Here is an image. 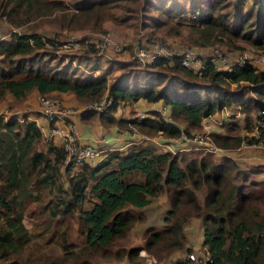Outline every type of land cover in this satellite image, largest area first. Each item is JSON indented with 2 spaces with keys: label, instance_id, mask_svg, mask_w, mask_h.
<instances>
[{
  "label": "trees",
  "instance_id": "1",
  "mask_svg": "<svg viewBox=\"0 0 264 264\" xmlns=\"http://www.w3.org/2000/svg\"><path fill=\"white\" fill-rule=\"evenodd\" d=\"M190 1L191 10L179 0H74L78 13L72 15L115 20V9L125 11L131 2L141 5L143 27L150 30L183 36L196 46L248 44L264 51V0ZM62 6L63 0H0V17L14 22L15 16L22 15L23 21L34 7ZM130 16L119 22L131 20ZM46 44L54 46L55 41L33 31L12 32L9 38L1 35L0 102L7 95L23 100L31 91L69 92L84 101L106 94L111 103L104 111L86 108L78 117L89 120L98 113L107 124L125 122L113 115L122 103L158 102L167 107L170 121L155 112L154 117L130 122L142 131H161L169 137L198 128L203 118L230 106L240 110L245 127L252 122L264 124V68L246 63L231 71L217 70L205 61L196 73L173 55L150 64L111 61L99 72L77 75L68 65L52 69L41 50ZM112 70L119 72L110 77ZM16 116H0V264H92L94 256H125L126 264H144L138 256L141 249L161 261L174 251L191 250L184 226L192 218L200 222V247L209 257L205 264H264V175H260L264 164L240 169L229 157L217 161L210 153L199 152L197 157L182 151L162 152L138 142L110 149L96 161L75 162L67 160L63 147L52 139L43 143L34 120ZM224 124L225 132L211 133L213 141L219 147L240 143V135L227 132L238 127L236 120L231 117ZM161 193L168 201L162 226H146L143 243L127 247L130 230L146 220L136 208ZM88 198L93 205L84 208ZM29 203L41 205L46 222L43 234L55 235L53 224L74 217L82 243L66 242L63 231L61 241L55 243L62 253L43 252L52 237L40 243V235L26 225ZM119 240L125 245H116ZM169 264L201 263L185 254Z\"/></svg>",
  "mask_w": 264,
  "mask_h": 264
},
{
  "label": "rangeland",
  "instance_id": "2",
  "mask_svg": "<svg viewBox=\"0 0 264 264\" xmlns=\"http://www.w3.org/2000/svg\"><path fill=\"white\" fill-rule=\"evenodd\" d=\"M74 0H63V6L60 8H50L46 9H36L31 12V14L27 15L26 20H20L19 16L14 18V22H10L5 20L3 17H0V33L2 37L9 38L10 33L12 32H37L43 38L49 37L55 41V45L46 44V48L41 49L45 55V60L48 65H51L52 69L57 67L60 68L63 65H68L73 69V72H76L77 75H86L88 73L94 72L96 70L101 71L106 67L107 62L111 61H123V62H131L134 61L136 63L141 64L135 59L134 56V45L137 41H141L142 39L147 38H159L165 41L170 47L174 48H182V47H193L195 49L200 50V58L204 60H209L212 58L213 50L215 48L221 49L227 58L231 61L240 57L241 55H247L249 61L253 62V66L258 69L264 68V63L256 61V57L260 52L259 49L248 45L242 44L243 47H229L227 45H209V46H196L190 43H186L183 40V36L176 35L174 33L170 34L163 30L153 31L149 28L143 27V19L141 18V5L140 4H131V2L126 3L129 5V8L123 10L114 11L115 16L118 18L115 20L105 19L101 21V19H94L91 16H81L75 17L72 13H78L76 8L73 5ZM181 6H183L186 10H191L193 7V3L190 0H179L178 2ZM132 19L126 22H119L122 17H131ZM104 33H108L115 43L122 45L125 49L121 52H115L111 49H104L101 51V35ZM99 45V47H98ZM259 50V51H257ZM86 58V59H85ZM97 62L95 64L94 62ZM98 69H95L97 68ZM115 67V65L113 66ZM97 72V73H98ZM119 70H112L110 77L114 76L118 73ZM235 85L231 84V87ZM45 95V94H44ZM106 94H103L99 99L104 97ZM49 98L59 100L65 107L78 109V112L75 111L71 117L66 118L65 120H73L78 128V122L84 125L85 127H96L100 125L102 128L107 129L108 134L115 135L118 132H129V135H135L134 137L137 140H132L133 142L151 144L154 145L157 150L161 151L164 149H168L165 144L171 145L172 153H176L178 151L187 152L189 156H201L210 153L214 160H221L224 157L231 158L234 162L237 163L238 167L247 168L255 164H264V124L251 123L250 127H245V120H243L242 114L240 110L234 108V106L225 107L224 114L222 119L221 110L215 112V116L218 121L211 122V127L213 131L225 132L226 125L224 123L229 120V118H233L236 120L238 125L237 128L228 130L227 132L230 135L242 137L240 143L235 146L230 147H220L221 149L216 152H211L204 150L203 148H199L195 142L188 141L184 142L182 145L180 141V135L176 137H169L164 134H158L155 132H147L142 131L137 128V126L130 122V119H136L137 121L146 117H154L156 110L151 108V110H147L143 103H130L125 102L120 104L113 112V115L118 119H124L125 122L122 123H112L107 124L103 122L99 118V114L95 113V115L89 119L85 120L81 117H78V113L82 112L86 109L89 104L93 103L92 101H84L82 99H78L72 93H54L50 95H46ZM40 97L39 93L35 91H31L28 96L23 100H15L11 96L7 95L5 99L0 102V116H3L5 119L11 117L13 115H20V118L26 117L27 119L32 120L33 118L42 117L45 125L48 120H46L40 112H35L33 109H39L40 105L38 99ZM92 111L101 112L95 109H91ZM39 111V110H38ZM227 111V115L225 112ZM254 114V113H253ZM81 115V114H80ZM139 115H143L142 118H139ZM253 120H255L253 116ZM221 122V123H220ZM178 127H184L183 123L177 122ZM223 124V125H222ZM51 123L48 122V128ZM252 126V127H251ZM110 128H115V130H111ZM110 129V130H109ZM79 130V129H78ZM118 131V132H117ZM212 131V132H213ZM202 126L198 128H188L187 131H184L186 135L191 133H201ZM79 134V133H78ZM210 140L213 141L212 134H210ZM54 139V138H53ZM257 141H254V140ZM46 136L43 134V143L47 141ZM131 141V140H130ZM131 142V143H133ZM214 142V141H213ZM129 143V144H131ZM215 143V142H214ZM159 144L161 148H159ZM216 144V143H215ZM116 149V147H115ZM165 151V150H164ZM163 152V151H162ZM201 152V154H199ZM199 155V156H198ZM260 175H264V172ZM165 200V201H164ZM93 205V200L88 198L84 203V208H89ZM168 208V201L165 193H161L158 196L152 197L151 201L143 206L136 208L137 211L143 212L146 215V223L153 225L156 228H159L163 224V216ZM26 216L25 223L29 226L30 230L34 233H38L40 235L38 240L40 243H45L48 237H52V243L50 245H46L43 252L45 253H53L60 255L61 249L56 242L61 241V233L65 231V239L66 242H72L74 244L82 243V238L79 234V228L76 219L67 218L61 221L57 226L54 224L50 227L55 230V235L51 232H44L45 223V214L41 208V205H36L34 203H29L26 208ZM196 218H192L189 220L185 226L184 230L187 229L189 223ZM34 222V226L30 225L31 222ZM197 226H191L190 224V233L192 234L191 241H193L189 245L191 248V252H196L198 249H202L200 247V243L198 240ZM58 230V231H57ZM144 230V229H143ZM143 230L140 229V225L137 224L132 230H130L128 234V242L126 246L141 244L143 243ZM193 231V232H192ZM123 243V240L116 241V245H120ZM195 246V247H193ZM145 253L154 258V262L156 264H169L171 262V258H175L176 254L183 255L187 252L174 251L168 258L164 259V261L158 260L154 254L149 253L145 249ZM51 255V254H50ZM140 256V255H138ZM141 257V256H140ZM171 257V258H170ZM143 260L144 258L141 257ZM92 264H119L123 262L126 264V258L123 256L120 259H116L113 256L110 257H98L94 256L91 259ZM145 264V260L143 261Z\"/></svg>",
  "mask_w": 264,
  "mask_h": 264
},
{
  "label": "built area",
  "instance_id": "3",
  "mask_svg": "<svg viewBox=\"0 0 264 264\" xmlns=\"http://www.w3.org/2000/svg\"><path fill=\"white\" fill-rule=\"evenodd\" d=\"M193 17H195V15H193ZM100 40L101 42L99 45H101V51L104 49H111L115 52H121L125 49L124 46L115 43L113 38L108 33L102 34ZM173 55L179 56L181 65L191 68L196 73H200L205 61H211L217 70L226 71H231L234 66L244 65L246 63L253 66V62L249 61L247 55L245 54L231 61L227 58V56L221 49L215 48L213 50L214 56L209 60H204L200 58L199 49H195L193 47H182L181 49H177L174 47H170L165 41L156 37H145V39L137 41V43L134 45L135 59L141 64H150L158 57H172ZM256 61L264 63V52H260L257 55ZM38 102L40 105V114L46 120H48L49 123H51L47 133L45 134L46 139L53 140V138H57L60 141V145L63 147L67 154V160H72L75 162L87 160L96 161L104 157L106 152L111 149L101 143H83L80 141L78 129L74 121L71 119L68 121L65 120L66 118L71 117V115L75 111H78V109L67 108L59 100L49 98L46 95L42 94H40ZM110 103L111 98L105 95L101 99L98 98L97 100H94V102L89 104L87 108L104 111ZM153 108L166 121L171 120L166 106L157 105ZM224 109L225 107L221 109L222 116L219 117L220 119H222L223 117ZM225 114L227 115V111L225 112ZM139 116V118L143 117V115ZM16 117L19 119L20 115H17ZM24 118H21L20 120ZM215 121H218L215 114L203 118L200 123L202 126L201 133H191L189 135H186L185 133L181 132L180 139L178 141H180L181 144H183L184 142L192 141L195 142L199 148H203L204 150L211 152L220 150L221 148L210 140V134L213 131L211 122L215 123ZM36 124L39 126L37 122ZM158 134H162V132L159 131ZM165 145L167 146L168 150H171L170 144ZM139 255L144 258L145 264H153L152 262L155 261L154 258L145 253L144 250H140ZM186 258L191 260H198V262L201 264H205L209 259V257L201 249H198L196 252H187Z\"/></svg>",
  "mask_w": 264,
  "mask_h": 264
},
{
  "label": "crops",
  "instance_id": "4",
  "mask_svg": "<svg viewBox=\"0 0 264 264\" xmlns=\"http://www.w3.org/2000/svg\"><path fill=\"white\" fill-rule=\"evenodd\" d=\"M136 103H143L144 106L147 108V110H151V108H153L154 106H157V105H161L160 103L158 102H155V103H148L146 101H143V100H139L137 101ZM153 106V107H152ZM163 106V105H161ZM35 112H39L38 110L39 109H33ZM168 110V109H167ZM32 120L36 121L38 124H39V127H40V130L42 132V135L46 134L47 131H48V121L46 122L47 125H45V122L43 120L42 117H40L39 119L38 118H33ZM78 133H79V139L81 142H86V143H101L105 146H107L108 148H117V149H124L126 148L129 143L133 142L132 140H137L136 138H138L137 136L134 137L135 135H129V132L125 131V132H118L116 133L115 135L113 134H108L107 133V129L105 128H102L100 125L96 126V127H85L84 125L80 124V122H78ZM111 130H115V128H110ZM109 129V130H110ZM134 138V139H133ZM131 140V141H130ZM134 140V141H135ZM53 141L56 143V144H60V141L56 138V139H53ZM159 148H161V144H159ZM179 145H182V144H179ZM163 148V147H162ZM166 151L168 149H164L161 150V151ZM165 201V200H164ZM147 218V217H146ZM190 224L191 226H197L198 229H197V233H198V240L200 243L201 242V227H200V222L198 219H194L192 220L190 223H189V226L187 227V229H185V236H186V242H187V245H191L193 244L190 239L192 237V234L190 233ZM140 225V229L143 230L146 226L150 225V224H147L146 221L142 224H139ZM193 232V231H192ZM194 245V244H193ZM195 247V246H193ZM176 257L175 258H178V257H183V255H179V254H176L175 255ZM171 258V257H170ZM175 258H171V259H175ZM119 264H123V262L119 263Z\"/></svg>",
  "mask_w": 264,
  "mask_h": 264
}]
</instances>
